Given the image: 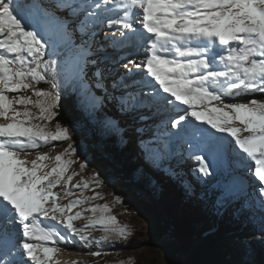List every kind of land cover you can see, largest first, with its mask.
<instances>
[{
	"label": "snow or ice",
	"instance_id": "obj_1",
	"mask_svg": "<svg viewBox=\"0 0 264 264\" xmlns=\"http://www.w3.org/2000/svg\"><path fill=\"white\" fill-rule=\"evenodd\" d=\"M109 49L139 59L121 65L102 55ZM69 77L114 109L106 126L134 134L154 169L178 179L164 163L174 146L187 144L200 153L194 158L203 177L224 174L212 193L181 181L194 204L210 205L217 216L233 206L242 211L252 175L264 211V0H0V264H60L58 244L132 235L108 204L82 207L103 198L94 191L102 182L93 173L71 183L79 175L70 172L77 147L69 143L54 157L40 151L72 139L59 123L54 132L48 127L59 115V82ZM42 82L47 90L37 87ZM79 219L87 223L77 226Z\"/></svg>",
	"mask_w": 264,
	"mask_h": 264
},
{
	"label": "rangeland",
	"instance_id": "obj_2",
	"mask_svg": "<svg viewBox=\"0 0 264 264\" xmlns=\"http://www.w3.org/2000/svg\"><path fill=\"white\" fill-rule=\"evenodd\" d=\"M47 2V0H46ZM131 53L127 49L111 50L102 55H108L112 58H117L120 61H124L126 55ZM47 59V57H46ZM115 74L113 73V76ZM111 79V78H110ZM71 85V91L76 93L80 99L89 101L92 106L100 105L99 99H94L92 96L86 95L80 88L78 82L73 78L69 77L66 80H61ZM23 95L32 96L31 91L21 93ZM15 95V94H10ZM260 98H264L261 95ZM33 99L35 97L33 96ZM246 99L245 97H238L237 100ZM102 107V106H101ZM108 117H114L115 112L111 106H104ZM33 112H38V109L33 108ZM85 122L77 126H67L72 136L70 141L53 142L55 147L43 146L40 148L41 152H46L50 156H55L68 146L69 143L77 147V155L72 157L74 164L71 165L70 172L75 171L79 175L74 176L72 184L80 181L82 178L88 180L93 173H99V179L102 182V186L94 189L96 193L102 195V199H96L91 204H85L83 208H89L94 205L108 204L111 208V214L115 215L118 222L121 225H127L132 230V235L128 240H120L112 243H102L100 245L93 244L91 246H85L82 242L76 241L71 245L58 244L62 251L58 254L57 259L60 260V264H166L165 263V248L172 242V239L168 236H161L162 227H166L165 217L170 216L176 219L182 217V215H188L189 213H195L198 221H201L204 226L208 229H215L217 226L218 216L214 214L210 205H196L187 196L182 200L178 197V191L173 189L169 185V176L163 171H156L151 167L143 157L138 147V141L134 134L127 133L121 136L119 139L126 141L127 144L133 149L136 154L137 160L141 162L142 166L149 172L153 177V190H148L143 185L139 184L136 179L131 178L128 181H120L115 178V173L110 166L106 167L102 164V153L99 151L98 131L94 124L95 118L88 113L84 116ZM2 122V121H0ZM37 123H43L37 121ZM49 130L55 131V128H51L48 125ZM64 127V126H62ZM153 131L155 129L153 128ZM222 136L224 134H217ZM200 154L195 149H189L187 144H179L174 146L173 153L167 158L164 163L165 168H171L178 173L179 178L176 179L178 184L183 190L181 181L192 182L197 185L199 190L203 192L205 189L212 193L217 190L219 184L224 180V174L221 172L217 174L214 170L213 175L210 177H203V174L198 171V162L194 156ZM35 151L32 155L28 156V159L35 158ZM87 162V167L83 170L80 169V164ZM113 163H117L112 159ZM50 166L53 164L52 161H46ZM252 171L254 173V162H252ZM243 174V170H241ZM208 181L207 184H202L201 180ZM247 183L251 185L252 192L250 194L248 204L242 211H236L235 206L228 209L226 218L234 220L239 217H243L244 220H248L249 225L256 224L260 225L261 221L264 222V211L259 208V198L255 189L258 187V180L252 175L247 178ZM59 191V189H54ZM164 193V195H162ZM184 193V192H183ZM92 190L84 191L83 195L86 197L93 196ZM185 195V194H184ZM79 196V192H77ZM116 197H120L123 203L116 201ZM72 199L77 198L76 196L70 197ZM159 199V200H158ZM252 199V202H250ZM67 203V200L62 201ZM81 210L80 207L74 208L72 211ZM84 217L90 216V212H83ZM258 217H261L258 219ZM226 219V220H227ZM77 226H83L87 223L86 219H79L74 221ZM249 232L242 230V239L246 238ZM102 235L100 231H93L92 236L97 239ZM255 241L249 247L248 255L246 260L250 264H255L254 249L258 248L264 252V231L259 230L255 233ZM67 250H63V249ZM100 250L108 253L102 257H94L89 255L92 251ZM260 250V251H261ZM264 255V253H263Z\"/></svg>",
	"mask_w": 264,
	"mask_h": 264
},
{
	"label": "trees",
	"instance_id": "obj_3",
	"mask_svg": "<svg viewBox=\"0 0 264 264\" xmlns=\"http://www.w3.org/2000/svg\"><path fill=\"white\" fill-rule=\"evenodd\" d=\"M59 83L60 88L57 91L61 94V106L58 109L59 115L50 123V127L55 128L57 123L64 127L77 126L85 120L84 116L90 113L91 118L92 116L95 118L94 124L97 130H100L97 136L101 148L99 151L102 153V164L108 168L111 166L115 178L118 180L128 181L134 178L148 190H153V177L142 166L139 159L137 160L133 149L129 144L119 139L118 133L106 126L109 117L104 107L92 106L90 100L83 102L76 93L71 91L69 83L63 81ZM37 87L48 89V85L43 82ZM112 159L117 163H113ZM168 178L169 185L178 191V197L183 200L185 195L178 181L171 176ZM226 213L223 216H218L217 226L211 230L198 221L195 213L182 215L179 219L165 217L166 227H162L160 235L172 239V242L164 250L165 263L234 264L241 259L246 260L249 247L256 239L255 233L258 230L264 231V222L261 221L259 226L254 223L247 226L248 220H244L243 217L229 220L225 217ZM242 230L249 232L244 239L241 237ZM205 233H207V238L202 239ZM260 250L254 249L255 264H264V252Z\"/></svg>",
	"mask_w": 264,
	"mask_h": 264
},
{
	"label": "bare ground",
	"instance_id": "obj_4",
	"mask_svg": "<svg viewBox=\"0 0 264 264\" xmlns=\"http://www.w3.org/2000/svg\"><path fill=\"white\" fill-rule=\"evenodd\" d=\"M132 58L139 59V57H136L135 54L131 52L128 55H126V58L124 59L123 62H126L127 59H132ZM123 62L121 61V65H122ZM59 262H60V260H59Z\"/></svg>",
	"mask_w": 264,
	"mask_h": 264
}]
</instances>
